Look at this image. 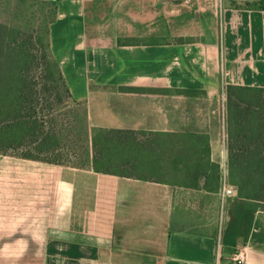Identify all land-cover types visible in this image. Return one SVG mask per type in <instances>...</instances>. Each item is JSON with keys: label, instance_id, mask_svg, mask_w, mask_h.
<instances>
[{"label": "crops", "instance_id": "crops-1", "mask_svg": "<svg viewBox=\"0 0 264 264\" xmlns=\"http://www.w3.org/2000/svg\"><path fill=\"white\" fill-rule=\"evenodd\" d=\"M45 1L57 6L50 50L71 100L91 127L158 137L159 173L145 180L0 154V233L39 234L42 264H238L241 250L246 264H264V211L248 238L225 244L222 186L203 176L206 150L227 180V87H264V0ZM94 1L151 2V40L130 42L129 29L89 35ZM169 16L180 31L192 24L186 38L169 40ZM209 207L217 221L206 224Z\"/></svg>", "mask_w": 264, "mask_h": 264}, {"label": "trees", "instance_id": "trees-1", "mask_svg": "<svg viewBox=\"0 0 264 264\" xmlns=\"http://www.w3.org/2000/svg\"><path fill=\"white\" fill-rule=\"evenodd\" d=\"M43 4L53 6L54 10L53 17L41 25L42 33L48 35L49 54L48 51L34 54L30 50L33 38L27 34L28 27L0 20V154L87 169L55 155L60 150L61 129L58 120L49 114L55 103L62 102L63 95L69 99L72 96L59 64L51 56L50 33L57 19V6L45 0ZM227 112L230 132L227 181L235 187L237 201L231 207L232 218L224 243L232 244L239 237L248 238L253 231L255 215L262 207L250 203H264V87L228 86ZM83 117L84 138L93 146L91 168L95 172L145 180L148 177L141 178L142 172H148L151 178L157 176L159 169L153 160L159 151L158 137L145 131L93 128L86 110ZM102 150L120 161L121 172L95 166L97 154ZM203 155V176L209 183L219 180L221 188L223 178L218 164L211 162L206 150Z\"/></svg>", "mask_w": 264, "mask_h": 264}, {"label": "rangeland", "instance_id": "rangeland-1", "mask_svg": "<svg viewBox=\"0 0 264 264\" xmlns=\"http://www.w3.org/2000/svg\"><path fill=\"white\" fill-rule=\"evenodd\" d=\"M24 1L25 2L21 0H0V20L9 23L12 22L16 26H22V28L28 27L30 31L27 34L29 37L31 35L33 38V44L30 50L34 54H39L41 52L46 53L47 51L49 54L50 51L47 43L48 35L44 31L42 33L41 25L42 23L43 25L45 24L44 21H46V19L53 17V6L43 4V0ZM137 4L138 7H136L135 3L132 4L129 2L119 3L118 6L115 1H94L90 3L86 10V32L89 35L100 38L102 35L108 36L107 34H110L114 36L118 32H121L122 29H129L138 36L137 39L134 40H132V37L129 38L128 40L130 42L150 41L151 35L154 34L151 23L154 17H157L155 12L158 13V9H154L149 1H141ZM126 5L129 6V9L126 8ZM132 5H134V12L139 13V21L134 23H132L131 17ZM187 6L189 7L191 5L183 0L181 8H186ZM127 12L129 14H126ZM173 14L174 13H172V15ZM167 19L166 21L171 28L169 40L175 42L186 38L185 35H181V31L182 34L188 32L190 28H192V24H188V26L187 22L185 25L182 24L181 26H183V28H181L180 31V24L174 16H169ZM31 25L32 28H30ZM97 43H99L98 40ZM63 96L61 103H55V105H53L51 115L47 113L50 118L58 120L59 128L61 129V134L59 136L60 150H58V153L55 155L63 161L85 165L87 170L94 171L91 168L94 157L93 146L90 140L88 141L84 138L86 134L84 132V127H82V122H84V106L73 102L71 99L67 98L66 95ZM47 98L48 97H46V99ZM42 107L44 108V101H42ZM95 166L103 170L122 171L120 161L116 159L115 156L109 155L103 150L97 154ZM142 175L151 179L148 172H142L141 178ZM153 177L152 179H155ZM234 190L235 194L226 197L221 196V202L224 203L227 209V213L223 216L225 221H227L228 216L232 218L231 207L237 201V191L235 187ZM210 203L211 202H208V204ZM250 204H257V206L262 207L260 209L264 211V203L258 204L251 202ZM213 205L215 206V203H213ZM214 209L215 210L209 207L207 211H205L204 221L206 224L207 222L211 223L217 221V218H213L216 207ZM212 211L214 212L211 213ZM262 218L264 223V213H262ZM38 235L39 234L0 233V264H42L45 249L33 245L41 243L36 239ZM34 236L36 238H33ZM4 244L6 245L3 247ZM250 247L252 248L253 246L251 245ZM247 251L248 250H246L245 253Z\"/></svg>", "mask_w": 264, "mask_h": 264}, {"label": "built area", "instance_id": "built-area-1", "mask_svg": "<svg viewBox=\"0 0 264 264\" xmlns=\"http://www.w3.org/2000/svg\"><path fill=\"white\" fill-rule=\"evenodd\" d=\"M197 0H185V2L189 5H192L196 2ZM222 197H226L228 195L235 194L234 187H232L227 180L223 181L222 184V189L220 192ZM234 260L237 261L238 264H246L247 263V256L246 253L243 252L242 250L235 253L234 255Z\"/></svg>", "mask_w": 264, "mask_h": 264}]
</instances>
